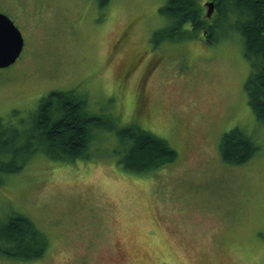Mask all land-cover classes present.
I'll return each instance as SVG.
<instances>
[{
  "label": "rangeland",
  "instance_id": "obj_1",
  "mask_svg": "<svg viewBox=\"0 0 264 264\" xmlns=\"http://www.w3.org/2000/svg\"><path fill=\"white\" fill-rule=\"evenodd\" d=\"M164 2L0 0L24 42L0 69L1 127L68 91L106 126L139 128L177 154L151 173L126 171L114 134L96 130L90 158L30 156L0 186V217L26 214L45 256L0 264H264V124L248 105L241 44L154 37ZM209 8L201 0L203 19ZM235 127L258 147L241 165L219 155Z\"/></svg>",
  "mask_w": 264,
  "mask_h": 264
},
{
  "label": "trees",
  "instance_id": "obj_2",
  "mask_svg": "<svg viewBox=\"0 0 264 264\" xmlns=\"http://www.w3.org/2000/svg\"><path fill=\"white\" fill-rule=\"evenodd\" d=\"M95 1L99 7H105L111 0ZM211 1L215 4V16L208 22L201 14V0H165L158 13L165 19L166 28L154 37L174 41L182 33L186 39L202 36L210 45L222 39H238L249 66L244 83L248 105L257 121L264 124V0ZM224 26L226 31L220 36L216 29ZM108 124L91 115L84 101L70 92H49L26 120L0 126V186L10 175L22 170L32 155L66 163L90 158L88 146L96 130L114 134L121 156L118 163L126 171L148 174L177 158L166 141L148 132ZM257 151L251 136L238 127L220 139V158L229 164L246 163ZM18 156L21 161L16 164ZM46 248L45 235L26 214L0 217V257L27 263L43 258Z\"/></svg>",
  "mask_w": 264,
  "mask_h": 264
},
{
  "label": "water",
  "instance_id": "obj_3",
  "mask_svg": "<svg viewBox=\"0 0 264 264\" xmlns=\"http://www.w3.org/2000/svg\"><path fill=\"white\" fill-rule=\"evenodd\" d=\"M22 48L23 39L20 31L6 15L0 13V68L13 64Z\"/></svg>",
  "mask_w": 264,
  "mask_h": 264
},
{
  "label": "bare ground",
  "instance_id": "obj_4",
  "mask_svg": "<svg viewBox=\"0 0 264 264\" xmlns=\"http://www.w3.org/2000/svg\"><path fill=\"white\" fill-rule=\"evenodd\" d=\"M247 53H248L249 55L253 56V54H252L250 51H247Z\"/></svg>",
  "mask_w": 264,
  "mask_h": 264
}]
</instances>
